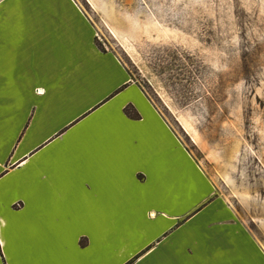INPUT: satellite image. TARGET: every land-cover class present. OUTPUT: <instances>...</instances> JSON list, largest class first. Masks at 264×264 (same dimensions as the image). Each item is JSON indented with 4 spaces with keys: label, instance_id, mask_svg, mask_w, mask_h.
Instances as JSON below:
<instances>
[{
    "label": "crops",
    "instance_id": "crops-1",
    "mask_svg": "<svg viewBox=\"0 0 264 264\" xmlns=\"http://www.w3.org/2000/svg\"><path fill=\"white\" fill-rule=\"evenodd\" d=\"M95 42L71 0L0 6V264H190L213 220L209 177Z\"/></svg>",
    "mask_w": 264,
    "mask_h": 264
},
{
    "label": "rangeland",
    "instance_id": "rangeland-1",
    "mask_svg": "<svg viewBox=\"0 0 264 264\" xmlns=\"http://www.w3.org/2000/svg\"><path fill=\"white\" fill-rule=\"evenodd\" d=\"M71 2L213 184L190 264H264V0Z\"/></svg>",
    "mask_w": 264,
    "mask_h": 264
},
{
    "label": "trees",
    "instance_id": "trees-1",
    "mask_svg": "<svg viewBox=\"0 0 264 264\" xmlns=\"http://www.w3.org/2000/svg\"><path fill=\"white\" fill-rule=\"evenodd\" d=\"M125 114L127 115V116H129V117H132V118H140V114H139V112H137L136 110H135V108L132 106V105H130V106H127L126 108H125ZM128 264H131V262H129Z\"/></svg>",
    "mask_w": 264,
    "mask_h": 264
},
{
    "label": "snow or ice",
    "instance_id": "snow-or-ice-1",
    "mask_svg": "<svg viewBox=\"0 0 264 264\" xmlns=\"http://www.w3.org/2000/svg\"><path fill=\"white\" fill-rule=\"evenodd\" d=\"M3 3H4V0H0V6H2ZM36 91H38V92H40L41 94H43V89H42V88H38V89H36ZM0 246H2V247H7V245L4 244L3 242H0Z\"/></svg>",
    "mask_w": 264,
    "mask_h": 264
}]
</instances>
